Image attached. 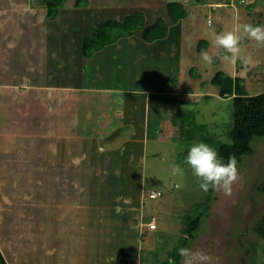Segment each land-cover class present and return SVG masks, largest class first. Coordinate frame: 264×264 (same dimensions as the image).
<instances>
[{
    "label": "rangeland",
    "instance_id": "rangeland-1",
    "mask_svg": "<svg viewBox=\"0 0 264 264\" xmlns=\"http://www.w3.org/2000/svg\"><path fill=\"white\" fill-rule=\"evenodd\" d=\"M88 1L87 8L92 9V13L95 10L99 12L101 8H104L102 6L105 0ZM171 1L172 3L167 8L171 16L185 11V3L179 0ZM232 1L244 8L241 10L243 15L239 18L240 22L237 21L236 25L250 23L253 19L251 24L264 26V0L255 1L251 12H246V5L248 6L249 1L252 0H244L242 3H239L238 0ZM106 2L110 6L107 11L103 10L105 12L103 16L106 15L108 20L115 17L123 22L128 17L129 11L136 7L130 0L126 7L120 6L122 3H126V0H107ZM13 3V0H0V121H2L0 133L9 134L11 129L16 132L17 128H23V131L26 129V135L23 136V141L22 136L19 139L10 138V145L7 141H3L4 146L10 151L17 147L20 152L18 157L8 154L5 152L6 150L0 152V246L10 245L9 239H3L6 216L12 223L18 221L19 216L30 219L25 220L21 227L18 225L12 227V230L15 232L20 230L22 234L21 238L14 236L13 245H16L18 239L19 243L23 239L27 249L25 255L30 259H40L41 249L34 251L32 246L39 243L42 237L45 239L57 227L54 218L46 217L45 219L44 210V214L39 216L31 207L36 195L41 191L39 187L51 182L50 169L49 171L44 170L49 164L51 154L49 152L46 155L47 161L37 158L38 153L39 156L47 153V147L43 146L45 143H41L40 138L34 137L37 128L45 131L47 128L41 129V124L49 125L50 121L45 116L44 112L46 111L41 109L40 105L36 107L30 104L32 99L45 102V99L48 101V96L51 98V95H56L55 97L60 96L62 100L69 93L70 98L75 99V114L80 115L81 119L79 125L77 121L75 128L70 129V132L72 134L75 132L77 138L85 139L94 131L98 119L110 123L107 130L112 128L116 113H120L121 115H119L123 119H127L130 118L127 113L131 112L133 118L136 119L134 122L144 121L142 109L135 111L136 108L147 105L143 98L136 100L135 96L141 95L137 94L139 89L145 85L147 89L154 87L155 90L167 91V79L170 78L173 89L181 86V96H174L173 93V96L164 100V102L169 101V104H167L163 119L159 114L161 99L157 101L159 103L157 104L158 109L155 111L156 114L151 110H145V122L156 127H147L143 131L144 135L149 136L157 131L162 139L160 138L158 141L150 137L147 143L143 174L138 173L139 167H136L135 174H132L134 169L131 170V168H134L135 162L127 160L121 164L118 170L121 174L119 175L117 172L118 174L116 173L115 176L117 178L119 175L116 183L121 189V197L131 194L132 189H126L129 183L130 187H133V183L137 185L134 192L138 196L136 201H140L141 211L135 206L132 210V218L139 220V223L132 224L129 219V223L124 224L121 217H116L123 236L115 241L123 245L117 248L121 251V255L113 256V260L118 264H177L178 249L189 247L205 250L216 258V264H264V240L254 231L255 223L261 213H264V196L257 190L258 184L264 177V138L254 139L252 143L254 153L244 156L241 162H237L240 178L233 186V193L230 197L212 189L207 193L201 190L198 179L185 163L193 143H206L214 148L218 155L222 145L232 143L233 97L235 95H221V85L213 84L212 80L217 73L222 72L224 75L240 78L241 85L249 94L263 92L264 47L257 45L251 47L250 44L253 45L255 42L242 35L240 45L242 56L250 55L253 63L245 65L238 60L235 65L224 64L215 56L211 65L204 63L200 57L201 50L219 51L213 49L212 43L208 49L207 45L203 44L206 41L204 39H211V34L207 36L209 31L219 34L234 28V17L231 18V15H225V17L220 12L207 16V8L204 6L203 13L195 14L192 11L193 17H186L190 25L186 24L185 26L186 29H189L188 32L184 30L189 38H186L184 46H179L177 41L179 35L176 32L170 33L169 38L172 45L166 48V59H159V55L156 53L148 61L147 58L142 59L147 49L143 26L137 28L133 35L117 41H126L130 45V51L134 53V56H137L138 60L142 59L138 63L147 61L149 65H153L148 69H152L153 72L155 69L161 70L163 74L161 78L154 76L158 80L152 83L144 81L142 85L139 82L140 79L137 82L134 80V82L133 78L127 75L128 72H122L124 70L122 67L118 69L115 65L109 66L108 69H112L104 72L102 67L106 63L102 60L97 66H91L90 62L84 63L85 57L80 56V47L77 43L71 47V42L68 47L69 51H77L79 54L80 59L76 58L75 62L66 58L67 52L62 53H66L64 57L58 53L51 54L55 48L53 43H55L56 36L54 38L53 36L57 32L46 28L47 21L45 23L40 20L44 17L40 12H33L37 13V20L29 12L20 15L18 9L24 7L23 3H20L22 6L20 4L14 6ZM119 3L121 4L119 5ZM157 5H159L158 2ZM152 6L150 2L144 3L142 6L146 11V18L142 12L144 24L147 18L158 15L156 10L159 7L153 8ZM130 8L131 10H129ZM249 8L251 7L249 6ZM10 9L13 12L6 14ZM63 10H65L63 15L67 16L65 13L67 9ZM165 13L167 12L165 11ZM63 21L67 22V19L64 17ZM106 21L99 22V24H104ZM61 23L64 24L62 21ZM54 24L58 25L60 22L57 21ZM21 26H26V29H21ZM107 26L108 29H114L113 31L107 29L111 35L119 30L116 26ZM58 27L60 26L58 25ZM57 29L55 28V30ZM85 32L75 31V34L77 37L83 38V35H86ZM96 32L97 30H94L88 37ZM24 36H29V39L27 40ZM32 37H35L33 40L36 41L33 42L34 48L32 49L34 50L23 49L24 43L29 42ZM37 37L38 39H36ZM69 39L72 40L71 35ZM198 39L201 42L197 46ZM40 45H43V48H39ZM180 48L182 54L185 52L182 63L180 62ZM128 56L131 57V54ZM92 61L94 63L96 58H92ZM109 63L115 64L112 61ZM117 64H120V61ZM139 66L145 71L144 65ZM97 67L100 68L99 71ZM179 69L182 70L183 77L178 74ZM144 73L141 71L139 76H143ZM11 82H15L16 85ZM56 85L60 88L55 90L53 87V90L52 86ZM192 88L198 95L182 96L183 91H192ZM95 92L98 94L97 96H95ZM199 92L203 94H199ZM140 103H142L141 106ZM45 106L47 107V105ZM149 111L151 112L148 114ZM17 114L26 115L25 119L30 123L18 117V121L24 122L14 124L15 121L11 118ZM30 126H32L31 129H29ZM119 131L127 136H121L122 140H117L114 147L106 144L99 145V147L108 149L109 153L111 148H118L121 146V141L128 140L129 135L136 133L135 131L130 133L122 128ZM59 135L61 134L59 133ZM133 138L136 137H129V139ZM129 146L135 148L134 145ZM108 153L105 152V154ZM102 159L100 165L109 160ZM172 165H179L182 174L174 175ZM99 167V165L95 167L97 172H102ZM41 168L44 170L43 173ZM38 169H40L39 174L36 173ZM103 170L106 173V169ZM48 191L49 194L52 193L51 189ZM155 192L162 194L157 198L150 197ZM115 201L122 203L125 198H116ZM122 209L125 210L124 205H122ZM122 213L119 212L121 215ZM125 222H128V218L125 219ZM151 223L156 225L155 229L149 228L148 224ZM114 225L116 224L114 223ZM190 226L193 227L189 233L187 230L191 228ZM148 229L154 230L156 234L146 242L145 236L148 235ZM25 237L26 239H24ZM136 247L139 248L137 251ZM18 254L15 256H22ZM180 261L181 258L178 264Z\"/></svg>",
    "mask_w": 264,
    "mask_h": 264
},
{
    "label": "crops",
    "instance_id": "crops-1",
    "mask_svg": "<svg viewBox=\"0 0 264 264\" xmlns=\"http://www.w3.org/2000/svg\"><path fill=\"white\" fill-rule=\"evenodd\" d=\"M32 1H35V3H33ZM106 1L107 0H105L102 6L104 8H101L99 12L95 10L94 13H92L91 11L92 9L90 8H73V7L63 8V9H67V12H65L67 13V16L63 15L64 14L63 11L65 10L62 9L60 10L55 21L45 24L46 28L47 27L51 28L50 31L57 32V34L56 35L54 34L53 36V38L56 36V39H55V43H53L55 44V48L52 50L51 54L55 55L58 53L60 56L62 55L64 57L66 53L65 54L62 53L69 52L70 54L66 55V58L71 62H75V59L79 58L78 53L72 50L68 51L66 49H68L71 42H72L71 47H74L76 43L80 45L85 37H88L90 33H93L94 30H97V25L99 24V22H104L108 20L106 19L107 18L106 15L103 16V14L105 13L103 10L107 11L108 7L110 6V4H108ZM130 1L134 5H136V7H134L132 11H129L127 16H131L135 12L139 11V12H143L146 18V11L144 8H142V6L144 5V3L150 2L153 5L152 6L153 8H156V6L159 7L156 10L158 15L153 18H147V21H145V25L147 24L150 26L152 24H155L158 18L161 17L167 25L166 36L157 39L154 42L146 43L145 46L147 49L142 59L147 58V61L153 58V55L155 53L159 55V59H166V55H165L166 48L172 45V42L170 41L171 39L169 38L170 33L172 31L176 32L179 35V39L177 40L179 42V46L181 45L182 47L185 45L186 38H189L187 34L189 29H186L185 26L186 24L190 25L189 22H187L186 17L192 16L191 15L192 11H194L195 14L196 13L201 14L203 13V7L205 6L207 8V13H208L207 16L211 14L213 15L216 12H220L223 16L231 15V18L234 17L233 19L235 26L237 21L238 23L240 22L239 18H241V15H243V13H241V10L244 9L243 7L241 8L239 6L240 4L239 5L235 4L232 0H179L180 2L185 3L186 15L182 17L181 16L182 12H179L177 16L179 15L180 17L178 18L177 22H173L172 16L171 14H169V10L167 11L168 5L172 3L171 0H164V1L163 0H130ZM238 1L240 3V0ZM255 1L257 0L249 1L248 6L246 5L247 7L246 12L247 11L251 12V9L254 8L255 6L253 4ZM13 2H14L13 3L14 6L15 4L17 6L21 2L23 3L24 7L18 9L21 13L20 15H24L23 13H28V12L34 15L33 12L42 11V8L40 7V3H39L40 1L38 2L37 0H13ZM37 2L39 7L37 6ZM127 2H129V0H126V3H122V4L119 3V5L121 4L120 6L126 7L129 5V3ZM157 2L159 3V5H157ZM20 5L22 6V4ZM249 6L251 8H249ZM129 10H131V8ZM11 11L13 12V10L10 9L9 11L6 12V14H10ZM162 11L163 13H161ZM165 11L167 13H165ZM160 13L163 16H161ZM173 16L176 15L173 14ZM64 17L67 19V22L63 21ZM113 19L119 21V19H116L115 17ZM57 21L58 23L60 22V24H58L60 27H58L57 24H54ZM61 21L64 24H62ZM250 23H253V19L250 21ZM55 28L56 29L59 28V29L55 30ZM21 29H26V26L25 27L21 26ZM184 30L187 32L185 33ZM75 31L77 32L86 31L85 32L86 35H83V38H79L75 34ZM213 33L214 31H209L207 36L210 34L212 35ZM70 35L72 36L71 41L69 39ZM24 37L27 40L29 39V36L27 37L24 36ZM33 39H35V37H32V39H30L29 42L24 43L23 49L34 48L33 42L36 41ZM36 39H38V37ZM121 39H123V37L118 39L117 41ZM204 40H206L205 42L207 43V49H208L209 45H211V39H204ZM117 41L106 45L100 50L95 51V53L89 59L85 58L83 62L84 63L90 62L91 66L94 65L97 66L99 63H101L100 61L102 60V62L106 63L105 66L102 67L104 72L112 69V68L108 69L109 66L112 67L115 65L117 66L118 69L122 67L124 68L122 72L124 73L128 72L127 75L129 77H132L133 81L135 80L137 82L138 79H140L139 82H141L142 85L144 84V81H149L150 83H152L153 81L158 80L154 76L159 78L163 76L160 69L159 70L155 69L154 72L152 69H148L153 65L152 64L149 65L147 61L143 63H138L142 59L138 60V57L134 56V53L130 51V45L127 44L126 41L123 42H117ZM200 42L198 39L197 46L200 44ZM250 45L251 47L256 46V43ZM39 48H43V45H40ZM64 48L66 49L64 50ZM33 50L34 49H32V51ZM38 50L36 49V51ZM129 54H131V57L128 56ZM184 54H182L180 48L181 63L184 61ZM92 58H96V61L94 63L92 61ZM111 61L115 62V64L109 63ZM119 61L120 64H117ZM139 65H144L145 71L142 68H140ZM97 70L99 71L100 68L97 67ZM135 71L136 73L134 74ZM141 71L145 72L143 76H139ZM178 74L182 76L181 69H179ZM167 80H168L167 91L155 90L154 87H152L151 89L149 88L147 89L145 88V85L139 89V93L137 94H141V95L135 96L136 100L137 98L140 99L143 98V100L147 102L146 106L142 107L141 106L142 103H140L139 105L141 106V108L139 107L135 109V111L137 109H142L141 111L144 117V121L141 120V122L143 121L142 123L140 121L134 122V120L136 119L133 118V114H131V112L127 113V115L130 117L127 119H123V117L120 116L121 115L120 113H116L115 118L114 119L112 118L113 119V124L111 125L112 128L107 130V128L110 127V123L98 119L96 122L97 124L94 126L95 128L94 131H92L90 135H88V137L85 139L77 138L75 132L74 134L70 132V129L75 128L77 121L79 125L80 123L79 121H81V119H80V115H78L77 113L75 114L76 111L75 99L74 98L71 99L69 93L67 94L65 93L66 95L62 100L60 99V96H58V98L55 97L56 95L54 96L51 95V98L50 96H48L47 99L48 101H46L45 99V102L36 99L31 100L32 102H30V104L32 106L38 107L40 105L41 109H44V111H46L44 112L45 116L48 118V121H50L49 125L41 124V129H43L44 127L47 128L45 131L39 130L37 128L36 132L34 133L35 135L34 137L37 139L40 138L39 140L41 141V143H45V145L43 146L47 147L46 154L44 153L39 156L38 153L36 156L37 158H41L43 161H47L48 157L46 155L49 152L51 154V159H49V164L48 166L46 165L47 166L46 168H44L45 171H49L50 169L51 182L45 183L44 186L39 187L41 188V191L38 195H36L35 198L37 200L34 199V202L32 203L31 207L34 209L35 213H37L39 216L44 214L43 213L44 210L45 219L46 217H48V219H51V217L52 219L54 218L57 227L55 230H52L45 239L44 237H42L39 243H35L32 246V249L34 251H38L39 249H41L40 259L39 260L30 259L25 255L27 249L25 248L26 245L23 239L21 240V243H19V239H18L16 245H13L14 236H18L21 238L22 235L21 231L19 230L15 232V230H12L13 226L18 225L21 227V225L24 224L25 220H30V219H27L24 216H19L18 221L12 223V221H9V217L6 216V219L4 221L6 224L4 228L5 233L3 239H9L10 245L7 247L0 246V249L5 259L7 260L8 264H118L117 261L113 260V256L116 255L118 257V254L121 255V251L118 250L117 248L118 247L120 248V246H122L123 244L120 245V243L116 242L115 239H119L121 236H123V234L122 232H120V228L118 225L119 221L116 219V217H121L124 224L125 223L128 224L129 219H131L132 224L139 223L140 222L139 220H135V218H132L133 216L132 210H134V206H135V208H139V210L141 211V204H139L140 201L139 200L136 201V199H138L137 198L138 196L134 192L137 186L136 184L133 183V187H130V183H129L126 189L131 188L132 189L131 194L125 195L124 197L120 196L121 189L118 187L116 183L117 178L121 174V172H119L118 170L120 169V166L121 164H123V162L130 160V161H134L137 164V165L135 163L133 164L134 168L130 167L131 170L134 169L132 174H135L134 171L138 167H139L138 173L141 175L143 174V166L147 155L146 153L147 143L150 137L157 139L158 141L161 138V135L157 134V131H155L153 134L149 136L144 135L143 131L147 127H151V128L156 127V126L153 127L154 125L151 123L148 124L145 122V117H146L145 110H151L156 114L155 111H157L158 109L157 104L159 103L157 101L161 99L162 101H161V107L159 109V114L163 119L167 104H169V101L164 102V100L167 99L169 96H173L172 95L173 93L174 96L176 95L181 96L180 95L182 92V90L180 91L181 86L178 84L179 86L176 89H173L172 84H170L172 80H170V78H168ZM11 83H14V85H16L15 82H11ZM5 84H9V83H5ZM53 87H55V90L60 88L57 85L52 86L53 90H54ZM193 89L194 88H192V91L191 90L183 91L182 96L198 95V93H196L195 90ZM199 94H203V93L199 92ZM97 95L98 94L95 92V96ZM26 103L28 104L29 100ZM45 105H47V107ZM151 111H149L148 114ZM18 117L25 119L26 115L24 116H21L20 114L13 115L11 119L15 121L14 124H20L23 123L24 121H28L27 119H25L24 121L20 122L18 121ZM39 119L41 120V118ZM28 122L30 123V121ZM1 123L2 121H0V125ZM31 127L32 126H30L29 129H31ZM121 128L126 129L130 133L132 131L133 132L135 131L136 133H132L131 136L129 135L128 140L121 141L120 143L121 146H119L118 148L115 149L111 148L109 150L110 151L109 153H108V149L106 150L104 148L99 147V145H105V144L110 146L113 145L114 147V143H116L117 140H122L121 136H127L123 134V132L119 131ZM78 129L80 130V128ZM25 131H23V128H17L16 132L11 129L9 134L3 132L0 133V152L6 150L5 152H8V154L12 156L15 155L16 157H18L20 155L19 154L20 152L17 149V147H15L10 151L7 147L4 146L3 141H7V143L9 144L10 138L19 139L21 138V136L23 141V136L26 135ZM59 133L61 135H59ZM134 136L136 138L129 139V137H134ZM129 145H134L135 148H131ZM105 152L108 154H105ZM105 158L109 160L105 164L100 165L101 159L105 160ZM98 165L100 166L99 168L101 169L102 172H97L95 167H98ZM103 169H106V173L104 172ZM44 170H42V173L44 172ZM117 172L119 173V175L117 176V178H115ZM36 173L39 174L40 169H38ZM100 181H102L103 183L101 184ZM49 189H51L52 192L50 194L48 193ZM116 198H121V199L125 198V201H122V203L121 202L118 203L115 201ZM122 205H124V209L126 211L122 209ZM121 209L123 210V213ZM119 212L122 213V215L119 214ZM124 216L126 217L124 218ZM127 218H128V222H125V219ZM37 221H39V219H37ZM114 223L116 225H114ZM148 230H149L148 235L146 234L147 236H145L146 242L149 240L150 237H153L156 234L154 230L151 229ZM24 239H26V237ZM136 248L135 250L137 251L139 248L137 249ZM17 253H19L22 256H15Z\"/></svg>",
    "mask_w": 264,
    "mask_h": 264
},
{
    "label": "trees",
    "instance_id": "trees-1",
    "mask_svg": "<svg viewBox=\"0 0 264 264\" xmlns=\"http://www.w3.org/2000/svg\"><path fill=\"white\" fill-rule=\"evenodd\" d=\"M42 8L41 21L47 23L55 21L60 10L67 7L87 8L88 0H37ZM35 3V1H32ZM37 2V6H38ZM176 6V5H174ZM39 7V6H38ZM39 12V11H38ZM37 12V13H38ZM172 12V10H171ZM36 13V14H37ZM36 14L34 18L38 19ZM185 11L181 16H185ZM180 16H172L173 22H177ZM46 23V22H45ZM46 23V24H47ZM113 25L119 28L113 35L107 32L108 26ZM143 28L144 38L147 42H154L167 34V25L162 18H158L157 22L152 25L145 26L142 12H135L128 16L125 21L120 22L115 19L108 20L104 24L97 25V32L90 37L83 39L79 45L80 56L89 59L97 50L102 49L108 44L114 43L120 37L133 35L137 28ZM114 30V29H108ZM203 44L207 45L206 42ZM206 48V46H205ZM204 48V49H205ZM68 50V49H67ZM69 51V50H68ZM77 52V51H76ZM69 55L70 53L67 52ZM79 55V54H78ZM213 84L221 85V95H235L234 103V130L232 143L224 144L219 149V157L224 163L228 162L229 156H234L237 162H241L242 158L254 153L253 141L256 138H264V91L257 94H249L245 87L241 85L240 78L224 75L219 72L212 80ZM258 192L264 196V177L257 186ZM254 231L264 240V213H261L258 221L255 223ZM189 233L193 226H190ZM180 259V257H179ZM177 258V264L179 263ZM166 263L167 260H166ZM0 264H8L0 249Z\"/></svg>",
    "mask_w": 264,
    "mask_h": 264
},
{
    "label": "clouds",
    "instance_id": "clouds-1",
    "mask_svg": "<svg viewBox=\"0 0 264 264\" xmlns=\"http://www.w3.org/2000/svg\"><path fill=\"white\" fill-rule=\"evenodd\" d=\"M243 1L240 0V3ZM254 41L258 47H264V26L247 24H237L232 30L222 33H213L211 43L213 49L218 52L201 50V60L211 65L214 56L221 63L235 65L237 61L248 65L253 63L252 57L242 56L241 39ZM185 163L192 170L193 175L199 181V187L205 193L210 189L222 192L225 196H231L233 186L239 181V171L237 160L234 156H229L228 162L224 163L218 153L210 145L197 142L190 147ZM173 174H182L179 165H172ZM181 258L180 264H216V258L208 252L199 248L181 247L178 249Z\"/></svg>",
    "mask_w": 264,
    "mask_h": 264
},
{
    "label": "built area",
    "instance_id": "built-area-1",
    "mask_svg": "<svg viewBox=\"0 0 264 264\" xmlns=\"http://www.w3.org/2000/svg\"><path fill=\"white\" fill-rule=\"evenodd\" d=\"M242 1H244V0H242ZM161 194H162L161 192H155V193L151 194L150 197L157 198V196L159 197V196H161ZM149 228L155 229L156 228V225L154 223H151L149 225Z\"/></svg>",
    "mask_w": 264,
    "mask_h": 264
}]
</instances>
